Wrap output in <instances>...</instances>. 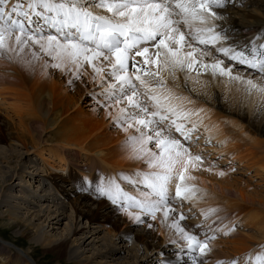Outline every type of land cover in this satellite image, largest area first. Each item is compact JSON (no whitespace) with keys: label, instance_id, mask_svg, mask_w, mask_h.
<instances>
[{"label":"bare ground","instance_id":"bare-ground-1","mask_svg":"<svg viewBox=\"0 0 264 264\" xmlns=\"http://www.w3.org/2000/svg\"><path fill=\"white\" fill-rule=\"evenodd\" d=\"M15 2L16 0H9V7ZM21 2L26 7L27 0ZM92 10L108 14L103 9ZM214 11L222 19L210 18L209 23L215 25L217 32L226 36V40L221 42L222 46H233L241 50L251 48L253 44L258 46L264 43V0H227L225 7ZM44 34L56 35V32L55 29L46 28ZM212 53L224 59L226 66H232L234 75H241L244 80L251 79L264 87V76L259 72L228 61L215 53L214 49ZM11 59L9 54L0 55V104L6 105L8 109L17 108L20 120L28 124L31 130L28 132L35 136L32 140L35 139L40 144L42 138L39 137L38 130L46 125L43 118L48 115L49 106L58 102L61 96L47 91L42 85L47 76V65L43 75L30 87L23 82V78L17 77L16 71L6 68ZM203 59L206 63L213 62L211 56ZM136 60L141 61L142 57H136ZM51 61L53 64L59 63L52 58ZM94 63L101 66V61ZM103 66L107 71L106 62ZM149 67L154 69V66ZM58 69L63 73L70 72L80 83L82 75L91 84V88L93 84L101 85V77L97 76L88 64L77 70L74 65L65 63ZM163 77L171 87V78L166 71L163 72ZM177 83L180 87L174 89L176 93L192 101H184V107L203 109L199 116H193L188 123V127H191L192 123L197 124L191 142H184L183 138L176 134L191 153L200 154L204 161L199 167H189L184 173L186 177H194L184 181L189 186H195L197 190L192 199L173 202L171 207L175 208L176 212L167 220H164L162 211L156 213V219H152L151 215L128 200L127 197L131 196L143 201V194L150 191L144 183L139 182L143 177L137 173H151L158 169L149 167L148 155L143 159L134 157L129 137L139 134L135 128L125 131L127 125L123 123L125 127L115 140L113 149L101 144L100 140L88 147L77 142L76 146L90 152L86 154L85 166L81 167L82 165L74 164L73 161L67 162L69 167H77L81 174L79 176L85 179L87 184L105 190L106 194L102 197L107 198L105 202L84 195L69 201V197L79 193L76 184L79 180L71 181V174H60L57 177L59 187L65 188L66 181L71 183L72 187L65 191H60L55 183L48 180L36 182L39 177L50 178L53 174H47L43 167L34 163L23 166L21 161H16L13 167L14 160L17 157L21 159L27 151L18 147L14 141L9 143L0 139V174L4 178L0 186V204L6 208L3 218H7V222H14L15 226H11L14 234L22 236L24 227H31V244L35 247L42 246L48 251L64 253L72 264H194L189 252L176 254L171 251L169 245L170 242L180 248L186 245L181 233L171 226L183 213L190 220H185V223L181 220L179 223L188 233L197 235L200 240L206 237L216 238L213 243L208 244L211 251L207 256H199L206 264L233 259H237L239 264H246L249 254L253 257L252 264H255V255L264 252V247H261L264 246V197L251 194L244 187L230 182L229 176H233L234 170L239 175L248 176L249 181L261 190V194L264 193V94L256 91L249 94L241 82H229L227 77L213 78L207 74L201 75L200 84L189 80L188 87L185 88L184 73L178 72ZM48 96L51 100H47ZM101 99L104 100L103 97ZM98 101L96 98V102ZM105 103H109V106L104 112V117L114 120L119 108L126 106V101L123 105H112L107 101ZM149 145L150 143L147 148L152 152L159 151L156 148L154 151ZM32 147L35 148L34 145ZM45 150L46 148L43 152ZM62 158L64 157L56 156L55 160L58 165L62 164V167L68 169L65 158ZM226 166L229 167L224 169ZM182 171L183 168L177 166L176 172ZM220 172L224 175H219ZM14 180L15 183L8 185V181ZM176 182L180 181L177 179ZM136 186H139L136 190L142 187L143 192L138 191V195H135ZM116 206L122 209L121 214L126 221H137V216L142 221L143 217H151L149 221L144 222L143 231L135 232L134 241L129 237L134 236V229L129 227V224L120 222ZM68 207L71 208L70 215L66 212ZM210 209L216 211L206 219L205 214ZM22 211L25 213L22 214ZM84 219H87L86 223L83 222ZM17 223L24 224L23 229L17 226ZM107 224H112L114 230L104 231ZM234 224L251 230L255 235L248 237L249 235L243 233V237L236 234L232 231ZM61 227H64L62 233H57ZM149 230H152V234ZM118 233L122 236L118 237ZM216 234L220 237H215ZM158 236L161 240L157 239ZM0 264L39 263L29 250H17L0 238Z\"/></svg>","mask_w":264,"mask_h":264},{"label":"snow or ice","instance_id":"snow-or-ice-1","mask_svg":"<svg viewBox=\"0 0 264 264\" xmlns=\"http://www.w3.org/2000/svg\"><path fill=\"white\" fill-rule=\"evenodd\" d=\"M226 3L227 0H27L25 7L21 0H16L9 7V0H0V55L20 53L26 47L38 45L40 52L59 61L52 65L54 68L70 63L79 70L84 64L90 65L101 77L103 99L112 105H123L126 101L115 120L127 125L125 131L135 128L139 134L129 137L134 157L143 159L148 155L149 167L158 169L137 173L143 177L139 182L150 189L143 194V201L131 196L127 198L152 219L162 211L167 220L176 212L171 207L173 202L190 200L196 194L195 186L184 183L194 177H186L184 173L189 167H199L204 162L200 154L191 153L184 143L191 142L197 128L196 123L191 127L188 123L203 109L184 107V101H192L174 90L180 87L177 73H184L185 88L189 80L200 84L201 75L207 74L213 78L227 77L229 82H241L249 94L253 91L264 94V87L234 75L233 67L226 66L224 59L212 53L214 49L228 61L264 76V43L241 50L224 47L221 42L226 36L209 23L210 18L222 19L214 9L225 7ZM94 8L103 9L110 15L95 12ZM46 28L55 29L56 35H45ZM208 56L213 62L204 61L203 58ZM32 57L40 59L36 51L32 52ZM136 57H142V60L137 61ZM94 61H101V66ZM104 62L108 65L107 71ZM165 71L171 78V87L164 80ZM149 143L159 151L148 149ZM177 166L183 171L177 173ZM218 174L224 175L223 172ZM215 211L210 209L205 218ZM185 219L181 213L179 220L171 226L181 233L190 252L207 256L211 251L209 240L214 237L200 240L197 235L188 233L179 223ZM195 259L193 256L194 264ZM252 260L249 254L246 264H252ZM254 261L264 264V252L256 254ZM201 264L206 261L201 260ZM217 264L239 262L237 259L221 260Z\"/></svg>","mask_w":264,"mask_h":264},{"label":"rangeland","instance_id":"rangeland-1","mask_svg":"<svg viewBox=\"0 0 264 264\" xmlns=\"http://www.w3.org/2000/svg\"><path fill=\"white\" fill-rule=\"evenodd\" d=\"M13 47H15V45H13ZM33 51L39 53V60L33 59ZM8 54L12 59L7 63L6 68L16 71L18 74L17 77L23 78V82L30 87H33L36 81L43 75V71L47 65V76L44 78L42 85L47 91L60 94L61 96L58 102L49 106V112L46 118L42 117L46 125L43 129L38 130L39 137L42 138V142L40 144L37 143V140H32L35 136L30 134L32 132H28L31 131L28 124L20 120L18 109H8L6 105L0 104V139L4 140V142L8 141L9 143L14 141L16 142V145H19L18 147L27 151L26 154L21 156V159L17 157L14 160L15 162H13L14 165L12 166H15L16 161H21L23 166L34 163L43 167L47 174H53L50 178L45 176L39 177L36 182L39 183L40 180H48L53 184L55 183L57 186V177H59L60 174H63L64 176L71 174V181L76 182L77 179L79 180V183L76 182L79 193L78 195L76 194L69 197V201L72 202L78 196L84 195L87 197L99 198L105 202L107 198H102L106 194L105 190H102L100 187L97 189L92 187L91 184H87L88 182L79 176L81 174L79 173L77 167L73 169L74 166L69 167V163H67L69 161H73L74 164L79 163L80 166L82 165L81 167H83V165L85 166L86 154H89L90 152L89 150L76 146L75 143L79 142L85 147H88L94 145L98 140H100L101 144L108 145L110 149H113L115 146V140L118 135L120 136L122 134L123 128L125 127L122 123H117L114 119L104 117V112L107 107L104 106L106 103L101 99L102 96L100 95L102 92V86L93 84V87L91 88V84H89L87 79H85L82 75L80 76L82 78V83H80L79 79L77 77H73L70 72L63 73L58 68L52 67L53 63L51 58L40 52L38 45L26 47L24 51L20 53L10 52ZM25 73H28V75ZM7 91L9 92V90ZM96 98L99 99L98 102H96ZM0 99H2V97H0ZM47 100H51L50 96H48ZM95 107L99 108L96 109ZM33 145L35 148L32 147ZM149 147L156 151L153 144L150 143ZM45 148L46 150L43 152ZM56 156L65 158L62 159L65 160L63 161L66 163L68 169L62 167V164L60 163V165H58V162L55 160ZM228 167L229 166L223 168L225 169ZM232 174L233 176H229L231 180L230 182L236 183L239 187H244V189L249 190V193L251 194L264 197V193L261 194V190L257 189L254 184L249 181L247 178L248 176L239 175L235 172V170L232 171ZM0 176L1 186V181H3L4 178L1 174ZM27 177L28 176H26V179ZM16 180L8 181V185H12V183H15ZM97 184H99V182ZM71 187V183L66 181L65 188L58 186V189L60 191H65ZM138 187L139 186H136L134 189ZM134 191L135 195H138V191L143 192L142 187H140V190L135 189ZM98 192L102 196H99ZM109 201L111 202V200ZM70 209L71 208L69 207L66 209L68 215H70ZM5 210L6 208L0 204V238L2 241L17 250H29L30 254L35 257L39 264H72L68 261L64 253L60 254L53 250L48 251L42 246H37V248L35 245L31 244L29 241L32 232V229H30L31 227L25 228L24 224L17 223V226L22 229L24 227L25 231L22 236L15 235L11 227L15 226L14 222H7V218H3L2 216ZM116 210L117 217L120 222L127 223L129 224V227L134 229V236H129L131 241L135 240V232L143 231L145 225L144 222L149 221L151 218L146 216L148 218L143 217V221H126L121 214L122 209L116 206ZM23 213L25 212L22 211V214ZM186 213L189 214V211ZM86 220L87 219H84L83 222L86 223ZM185 220L187 222L190 219H187L186 217ZM185 220H183L184 223ZM63 228L64 227L58 229L57 233H62ZM232 228L234 229L232 231L243 237V233L247 236L249 235L248 237L255 235L251 230L244 229L243 226L238 224H234ZM107 230L113 231L114 226L112 224H107L104 231ZM148 232L152 234V230H149ZM117 235L118 237L122 236V234L120 235L119 233ZM215 237L218 238L220 236L216 234ZM157 239L161 240L159 236ZM214 239H210L208 244L213 243V241H215ZM169 245L172 252L180 255H183L185 253L184 251L189 252L192 258L191 260L193 261V256H195L196 264H201V259L198 253H192L186 247L180 248L173 242H170Z\"/></svg>","mask_w":264,"mask_h":264}]
</instances>
